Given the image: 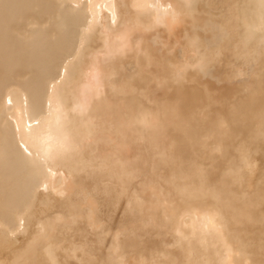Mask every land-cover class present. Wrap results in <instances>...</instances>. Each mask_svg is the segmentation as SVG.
Returning <instances> with one entry per match:
<instances>
[{
	"label": "bare ground",
	"instance_id": "6f19581e",
	"mask_svg": "<svg viewBox=\"0 0 264 264\" xmlns=\"http://www.w3.org/2000/svg\"><path fill=\"white\" fill-rule=\"evenodd\" d=\"M0 264H264V0H0Z\"/></svg>",
	"mask_w": 264,
	"mask_h": 264
},
{
	"label": "clouds",
	"instance_id": "9594fccd",
	"mask_svg": "<svg viewBox=\"0 0 264 264\" xmlns=\"http://www.w3.org/2000/svg\"><path fill=\"white\" fill-rule=\"evenodd\" d=\"M141 123L148 125V126H156L159 121L158 119L151 113H145L141 116ZM246 167H248L250 169L249 171V175H253L254 173L251 171V169L255 168V164H251V165H246Z\"/></svg>",
	"mask_w": 264,
	"mask_h": 264
}]
</instances>
